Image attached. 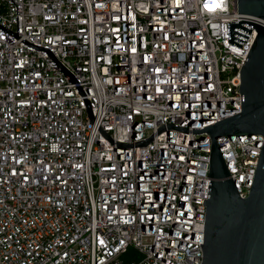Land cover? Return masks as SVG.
<instances>
[{
    "label": "built area",
    "instance_id": "1",
    "mask_svg": "<svg viewBox=\"0 0 264 264\" xmlns=\"http://www.w3.org/2000/svg\"><path fill=\"white\" fill-rule=\"evenodd\" d=\"M236 0H0V264H201L212 139L256 35ZM262 134L216 142L241 198Z\"/></svg>",
    "mask_w": 264,
    "mask_h": 264
},
{
    "label": "water",
    "instance_id": "2",
    "mask_svg": "<svg viewBox=\"0 0 264 264\" xmlns=\"http://www.w3.org/2000/svg\"><path fill=\"white\" fill-rule=\"evenodd\" d=\"M238 21L228 22V42L242 47L256 31L240 68L241 112L208 127L212 143L201 264H264V140L249 194L241 198L216 137L262 134L264 139V0H236Z\"/></svg>",
    "mask_w": 264,
    "mask_h": 264
}]
</instances>
